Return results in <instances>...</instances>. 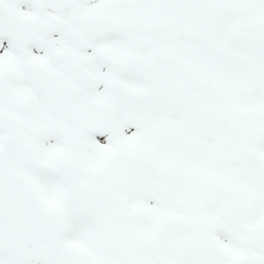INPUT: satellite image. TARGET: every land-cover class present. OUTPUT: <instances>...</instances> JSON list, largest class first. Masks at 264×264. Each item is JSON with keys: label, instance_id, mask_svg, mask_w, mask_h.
<instances>
[{"label": "snow or ice", "instance_id": "1", "mask_svg": "<svg viewBox=\"0 0 264 264\" xmlns=\"http://www.w3.org/2000/svg\"><path fill=\"white\" fill-rule=\"evenodd\" d=\"M0 264H264V0H0Z\"/></svg>", "mask_w": 264, "mask_h": 264}]
</instances>
